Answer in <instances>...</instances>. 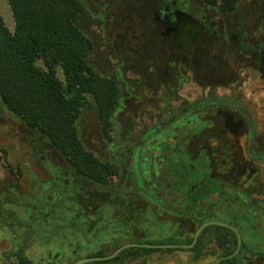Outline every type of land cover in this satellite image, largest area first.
<instances>
[{"label":"flooded vegetation","instance_id":"1","mask_svg":"<svg viewBox=\"0 0 264 264\" xmlns=\"http://www.w3.org/2000/svg\"><path fill=\"white\" fill-rule=\"evenodd\" d=\"M82 1L91 18L88 3ZM131 1L132 16L139 24L137 31L119 37L124 55L120 67L111 64L109 71L103 72L93 59L100 73L118 79L120 97L108 132L98 117L111 155L106 159L89 152L113 166L117 175L107 176L103 182L82 176L54 148L63 159L54 173V199L47 198L45 192L38 196V205L29 213L33 218L25 223L26 233L41 231V223L49 225L52 217L71 229L82 224L85 237L86 230H92L96 239L111 230L113 241L124 240L110 255L123 246L136 245L119 254L122 262H113L123 264L148 255L137 249L151 248L139 245L192 246L200 227L217 222L235 228L242 238L240 252L220 264H264V121L252 97L243 101L237 94L208 92L181 104L169 101L163 115L147 119L142 126L128 122L131 109L126 114L121 112L126 88L121 69L128 53L129 61L141 70L155 72L160 60L164 79L169 71L174 75L181 70L191 72L189 78L179 81L183 83L195 78L194 69L203 71L210 64L215 54L212 45L221 43L234 48L235 54L242 52L238 59L245 57L251 68L257 60L264 80V35L255 39L253 28L242 25L234 33L219 29L220 20L237 15L241 0L237 10L225 16L203 0ZM259 25H264V15ZM95 50L94 46L93 57ZM250 67L247 69L252 70ZM178 94L173 91L172 97L165 95L163 99L177 100ZM158 223L168 227L172 236L141 243L142 237L155 232L159 235ZM257 233L262 234L263 242L254 244L250 237ZM15 238L6 239L9 253L0 258V264H20L16 253L21 250L33 264L26 255L25 237L23 243ZM173 240L179 243H164ZM237 248L238 237L232 229L210 225L190 248L156 249L152 253H195L201 264H209L208 259L216 264ZM233 259L236 261L231 262Z\"/></svg>","mask_w":264,"mask_h":264},{"label":"rangeland","instance_id":"2","mask_svg":"<svg viewBox=\"0 0 264 264\" xmlns=\"http://www.w3.org/2000/svg\"><path fill=\"white\" fill-rule=\"evenodd\" d=\"M85 1L89 5L91 14L85 25L96 49L93 59L103 72L109 71L111 64L120 67L124 55L120 52L119 37L133 29L137 31L139 24V20L132 16L133 2L131 0ZM0 14L6 26L13 32L15 21L7 0H0ZM263 15V0L255 2L241 0L237 15L220 20L219 29L225 28L229 33H234V30L242 25L246 29L253 28L254 38L259 39L264 35V25H259V19ZM128 43L129 41L126 40L125 45ZM213 45L215 54L210 64L208 63L203 71L194 69L192 75L195 78L183 83H180L182 77L189 78L191 72L188 74L187 71L181 70L180 74L174 75L173 71H169L164 79L160 60L156 63L155 72L147 68L141 70L139 65L129 61L130 53H128L125 57L126 64L121 69L123 82L126 85L121 112L126 114L131 109L132 115L128 122L142 126L146 124L147 119L152 120L163 115L169 101L173 104L175 102L181 104L208 92L237 94L243 98V101L252 97L254 106L261 113L260 119L264 121V80L257 66L258 61L256 60L251 68L247 65L245 57L242 61L238 59L242 52L235 54L234 48L221 43L216 47ZM38 66L42 67V62ZM247 67L252 70H248ZM59 77L63 79L61 73ZM202 83L203 86L200 85ZM173 91L179 92L177 100L163 99L165 95L172 97ZM87 101L77 123L79 137L86 150L107 159L111 155V150L104 141L94 100L89 96ZM61 160L63 159L60 154L51 144L9 112L0 99V241L16 237L15 241L21 240L23 243L25 237V245L28 247L26 255L33 264H72L80 256L96 251L113 252L123 244V238H115L113 241L109 237L111 230L101 234L98 239L92 236V230H86L88 236L85 237L81 232L82 224L77 223L71 229L62 226L53 217L49 219V225L41 223V231L31 232L29 235L26 233L25 223L33 218V216L29 217V213L38 205L40 199L38 196L45 192L47 198L52 201L54 199L52 193L56 187L54 173ZM157 227L160 231L159 235H155V232L142 237L140 242H160L172 236L168 227L160 223ZM262 240L261 233L250 237V241L254 244L262 243ZM212 248L215 250L213 246L210 247ZM7 253L9 250L0 252V258H4ZM199 260H201L199 255L195 253L162 251L123 264L203 263ZM208 263L213 264L214 260L208 259Z\"/></svg>","mask_w":264,"mask_h":264},{"label":"trees","instance_id":"3","mask_svg":"<svg viewBox=\"0 0 264 264\" xmlns=\"http://www.w3.org/2000/svg\"><path fill=\"white\" fill-rule=\"evenodd\" d=\"M7 1L15 29L10 31L0 14V99L4 106L44 137L82 176L103 182L107 176L117 175L113 166L85 149L77 129L91 96L108 132L120 97L118 79L100 73L94 64L85 4L82 0ZM203 1L224 16L235 12L240 2ZM41 62L42 67L38 66ZM137 251L144 255L158 250ZM16 256L20 264H31L22 250ZM123 260L118 255L109 262Z\"/></svg>","mask_w":264,"mask_h":264},{"label":"water","instance_id":"4","mask_svg":"<svg viewBox=\"0 0 264 264\" xmlns=\"http://www.w3.org/2000/svg\"><path fill=\"white\" fill-rule=\"evenodd\" d=\"M210 225H219V226H223V227H228L230 229H232L236 234H237V237H238V248H237V251L230 257L228 258H221L219 260H217L216 264H220V262L224 259H227V260H230L232 258H234L241 250V245H242V238H241V235L239 234V232L229 226V225H226V224H223V223H207L205 225H203L202 227H200L197 232H196V236H195V239H194V242H193V245L194 246L199 238V236L201 235L202 231L210 226ZM136 245H127V246H123L121 248H119L115 253H113L112 255L110 256H107V257H95V258H88V259H83V260H80V261H77L75 262L74 264H88V263H92V262H105V261H110L112 259H114L115 257H117L123 250L129 248V247H134ZM192 246H167V245H164V246H148V245H139V247H145V248H151V249H171V248H190Z\"/></svg>","mask_w":264,"mask_h":264},{"label":"crops","instance_id":"5","mask_svg":"<svg viewBox=\"0 0 264 264\" xmlns=\"http://www.w3.org/2000/svg\"><path fill=\"white\" fill-rule=\"evenodd\" d=\"M8 241H6V239H3L2 241H0V246H2L1 248H0V252H3V251H6V250H8L9 248H8V243H7ZM164 251H166V250H164ZM112 252H105V251H96V252H94V253H91V254H88V255H85V256H80L79 258H77L76 260H74V262H72V264L73 263H75V262H77V261H80V260H83V259H88V258H95V257H107V256H109L110 254H111ZM161 253H162V251H161ZM99 254H106L105 256H97V255H99ZM108 254V255H107ZM103 262V261H102ZM109 261H105V262H103V263H99V264H114L113 262H109ZM89 264H97V262H92V263H89Z\"/></svg>","mask_w":264,"mask_h":264}]
</instances>
